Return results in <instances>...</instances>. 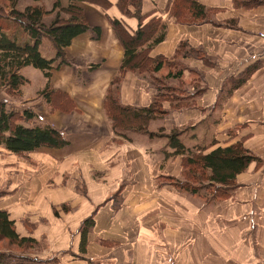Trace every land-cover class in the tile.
<instances>
[{"label":"crops","instance_id":"1","mask_svg":"<svg viewBox=\"0 0 264 264\" xmlns=\"http://www.w3.org/2000/svg\"><path fill=\"white\" fill-rule=\"evenodd\" d=\"M106 1L105 6L75 2L101 35L94 39L89 31L73 39L65 49L69 64L53 68L49 80L51 88L74 102L76 115L87 118L94 110L97 132L75 133L45 118L43 126L61 132L68 145L28 154L37 165L31 169L20 162L8 177L11 194L0 199V211L14 222L16 234L32 241L22 256L39 264H264V43L257 37L264 31V0L141 2V13L157 16L165 27V39L150 56L170 59L181 42L204 56L182 58L192 75H201L204 88L191 98L174 91L175 113L158 129L184 128L179 139L188 149L196 144L209 151L241 141L261 161L236 176L224 199L171 185L184 180L181 158L169 147H153L155 140L133 131L124 132L128 141L115 137L102 97L124 51L109 18L122 21L130 33L138 21L130 14V2ZM189 3L201 7L204 18L196 19ZM91 64L99 65L92 80H97L98 93L103 91L99 101L91 98L95 92L86 94L87 87L70 84L75 68L87 71ZM174 67L171 61L159 73L171 74L169 84L187 82L190 72H169ZM20 74L28 82L21 87L23 94L36 71L26 67ZM242 76L246 80L229 92ZM125 78L123 103L150 105L154 92L148 82L132 73ZM162 106L171 107L169 101ZM214 142L216 147H210ZM89 218L90 225L85 223Z\"/></svg>","mask_w":264,"mask_h":264},{"label":"trees","instance_id":"2","mask_svg":"<svg viewBox=\"0 0 264 264\" xmlns=\"http://www.w3.org/2000/svg\"><path fill=\"white\" fill-rule=\"evenodd\" d=\"M5 1L10 2V12L5 13L4 6H0V91L8 95L21 94V87L27 83L20 74L23 68L33 67L40 70L49 80L53 64H67L65 49L73 39L89 31L93 33L94 39L100 38L101 28L90 27L82 9L76 6L75 2H89L101 6L108 4L106 0H67L66 5L63 6L62 0H56L53 11H59V15L57 14L54 20L46 25L43 18L48 13L42 7L30 6L20 12L16 7L21 0ZM30 1L37 3L42 0ZM122 1L130 2L133 6L134 11L129 13L137 19L138 27L130 33L122 21L109 18L111 28L124 51L119 70L121 76L112 80L104 101V111L117 135L120 131H145L150 120L157 115L163 116L169 112L163 108L162 103L173 102L170 92L161 96L155 95L151 104L146 107H132L121 103L116 86L126 72L149 70L157 73L166 64L165 57L150 56L151 49L165 39V27L159 25V18L141 13L142 0ZM189 4L196 19L204 18L201 7L194 3ZM43 38H47L54 49L55 56L50 60L44 59L39 52V45ZM179 54H182L183 58H198L199 51L191 48L187 42H181L175 56ZM200 58L204 59V56ZM169 76H171L170 73L167 77ZM246 76L238 77L229 92L245 81ZM40 96L45 103L63 112L76 109L74 102L66 93L51 88L48 83ZM36 117L30 109L9 110L5 103L0 101V146L10 154L27 156L42 148L61 149L68 145L63 134L51 126L24 127L22 125L32 123ZM179 136L180 133L173 131L167 138L170 141L169 146H172L173 155L181 158L182 175L186 177V180L178 184L171 178L169 180H173L170 182L171 185H176L179 189L191 194L205 191L212 193L214 198L224 199L228 196V189L234 184L238 174L244 172L251 163L256 165L261 163L260 159L252 155L241 141L225 148L219 146L208 151V148L184 147L178 139ZM216 144L214 142L210 147H215ZM0 240H7L18 245L26 243L27 247H30V243L32 244L31 239H23L16 234L14 222L9 219L5 211H0ZM7 259L6 256H0V264H8ZM18 261V264H39L26 257H21Z\"/></svg>","mask_w":264,"mask_h":264},{"label":"rangeland","instance_id":"3","mask_svg":"<svg viewBox=\"0 0 264 264\" xmlns=\"http://www.w3.org/2000/svg\"><path fill=\"white\" fill-rule=\"evenodd\" d=\"M55 1L56 0H42V1L37 2V3H32L30 0H21L18 2L16 8L18 11L21 12L26 7H30V6L42 7L43 10L48 13L43 18V22L46 25H48L54 20L56 15L59 13V11H57V10L53 11V5H54ZM77 2L79 3L81 1H77ZM61 3L63 4V6L66 5L63 0L61 1ZM76 3H75V5H76ZM1 5L4 6V9H5L4 12L5 13L10 12V2H7L5 0H0V6ZM61 15L64 16L63 14H61ZM64 17H66V16H64ZM39 52H40L41 56L47 60H50V59L54 58V56H55L52 45L47 38L42 39V41L39 45ZM174 56L170 59H166V61H165L166 64H169V62H171V61L175 63L174 70L172 71L169 69V72L176 73L178 71H181V73H182L183 71L188 70V68H190V66L186 65L182 61V58H183L182 54H179L175 57ZM202 56L203 55L198 54V58H195V59H199ZM66 61H67V64H63V65H58V63L53 64V68L68 65L69 62H68V60H66ZM98 66L99 65H97V64L96 65L91 64L88 67L87 71H81L78 68H75L74 74H73V80L70 82V79L67 78L66 82H70V84L77 87V89L87 87L85 89L86 94L88 92H95V93H92L93 95L91 96V98L95 99V101H99V99L102 96L103 91L101 93H98V91L96 89L97 80L92 82L93 72L95 69L98 68ZM29 69H30V71L35 70L36 74L31 75V77H30L31 83H29V85L25 88V91L23 94L21 93L20 95H17V94L8 95V94L4 93L3 91H0V101L5 103L7 109L15 110V111H22L25 109H30L37 116L35 118V120L32 123H30L29 125L26 123H23L22 125L24 127H42L44 125L45 118L47 120H48V118H50V121H52L51 123H53L55 125L60 123L65 128H67V126L71 127V130L75 133H77L78 130H80V131L89 133L90 136H92L94 132H97L98 126L94 125V124H96L95 122H97L95 114H94V110H92V111L90 110L91 112H89L88 111L89 109H85L86 111H88L87 115L89 116V114H90L89 117L85 118L82 116V114L81 115L75 114L78 112L77 108L74 111L72 110L70 112H63V111L55 108V106H53V105H48L41 98L40 93L44 90L47 83L48 84L50 83V81H49L50 79L47 80L40 70L34 69L33 67H29ZM119 70H120V68H119ZM145 71L146 72H141L138 70L128 71L122 76L121 81L117 84L116 87H117V94L120 96V101L123 105H125V104L123 103V98H122V95H123L122 94V88H123L122 84H123V81L126 79L125 77L129 73L136 75L137 77H139V79H143V80L147 81L149 84V88L152 89L154 92V97H155V95L161 96L163 94L170 93V92H171L170 95H172L174 97V91H175V93H177V95L182 94L184 98H186V97L191 98L193 95H195L197 90L204 88V83L202 81L201 75L199 74L200 75V77H199V75L196 74L198 76V77H196L195 74L194 75L191 74L192 73L191 70H188L190 72V75L187 79V82L181 81L180 84H178V83L177 84H169L170 81L167 79L168 77L164 76L166 73V70H165V72H162V73H159V72L154 73V72H151L149 70H145ZM119 76H121V74L118 71L117 75L114 78H112V80H114L115 78H117ZM26 84H28V82ZM110 85H111V83H110ZM172 86L174 87V89L171 88ZM109 88H110V86H108L106 92L103 93L104 94L102 97L103 109H104L105 97L107 95ZM178 97L180 98V96H178ZM22 105H23V107H21ZM170 106L171 107L169 109H166L169 112L165 113L163 116L157 115L153 120H150L146 125L145 131H142V132H137V131L134 132L133 130L132 131L134 133H137L140 135H146L151 140H155L156 144L153 147H169L172 151L171 154H174L173 149L171 148L172 146H169L170 141L167 137H169L173 131H177V133H180V131H182V129L184 131V128L177 129V130L175 128H173V129H171V131L169 133H164L163 130L158 129L159 124H162L161 121L168 120V117L170 115H172L173 113H175V103L173 105H171V103H170ZM190 106H192V105L189 104L187 107H190ZM179 108L182 109V107H179ZM56 113H60L61 115H66L68 117L63 119L62 118L63 116H61V117L56 116ZM104 113H105V111H104ZM105 116H106V113H105ZM106 118H107V116H106ZM107 120L111 124V121L108 118H107ZM93 126H95V127L92 128ZM124 132H127V131H120V132H118V133H120L119 135H117L115 133V135H116L115 137L120 138L123 141H128V139H126V136L124 135ZM190 133H191V131L188 132V134H190ZM149 134L151 136H149ZM179 138L180 137H178V139ZM139 145L144 147L143 144H137L136 147H139ZM190 145H192V144H190ZM189 147H199V146H197L195 144V145H192ZM24 161L32 166L31 169L33 168V166L35 167L37 165V163L34 164L33 161L31 160V158H29L26 155L25 156L24 155H13V154L5 152L2 148H0V199L2 197H5V196L11 194L10 191H12L13 187L9 183L8 177L16 174L15 172L17 171L18 164L20 162H24ZM162 178H164V177H162ZM185 178L183 177V180H186ZM211 194L212 193H209L207 195L210 196ZM85 223H87L89 225L92 224L93 223L92 218L87 219V222L85 221ZM30 251H33V250L31 249ZM27 252H29V247H27L26 243H24L23 245H18V244H12L11 242H9L7 240H0V256H6V259L8 258L7 261L8 260H10V262L15 261L16 259L23 257L22 256L23 253H27ZM32 254H35V253H32ZM261 255L264 257L263 254H261ZM14 258H16V259H14Z\"/></svg>","mask_w":264,"mask_h":264},{"label":"built area","instance_id":"4","mask_svg":"<svg viewBox=\"0 0 264 264\" xmlns=\"http://www.w3.org/2000/svg\"><path fill=\"white\" fill-rule=\"evenodd\" d=\"M257 37L264 43V31L258 32Z\"/></svg>","mask_w":264,"mask_h":264}]
</instances>
